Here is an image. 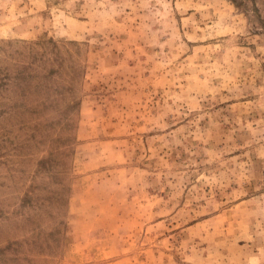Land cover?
I'll return each mask as SVG.
<instances>
[{
  "label": "rangeland",
  "instance_id": "obj_1",
  "mask_svg": "<svg viewBox=\"0 0 264 264\" xmlns=\"http://www.w3.org/2000/svg\"><path fill=\"white\" fill-rule=\"evenodd\" d=\"M0 264H264V0H0Z\"/></svg>",
  "mask_w": 264,
  "mask_h": 264
}]
</instances>
